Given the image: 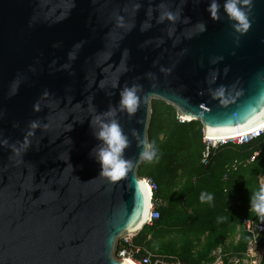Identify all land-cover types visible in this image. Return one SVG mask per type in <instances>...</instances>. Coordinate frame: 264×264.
<instances>
[{
	"label": "water",
	"instance_id": "95a60500",
	"mask_svg": "<svg viewBox=\"0 0 264 264\" xmlns=\"http://www.w3.org/2000/svg\"><path fill=\"white\" fill-rule=\"evenodd\" d=\"M218 3L213 19L210 0H0V264H130L114 253L150 218L153 100L206 137L264 124V0L243 33ZM133 85L137 112L116 116L133 167L110 182L89 121Z\"/></svg>",
	"mask_w": 264,
	"mask_h": 264
},
{
	"label": "trees",
	"instance_id": "16d2710c",
	"mask_svg": "<svg viewBox=\"0 0 264 264\" xmlns=\"http://www.w3.org/2000/svg\"><path fill=\"white\" fill-rule=\"evenodd\" d=\"M176 122V113L174 109L165 104L163 101H152V116L149 124L150 133L153 131H163L168 136V141L174 142V135L185 137L184 140L177 139L178 143H184L187 147V167H189L188 179L193 176H198L207 170L217 151L210 159L207 166L201 164V151L202 144V130L199 122H185L180 123L178 126ZM175 143V142H174ZM260 150L254 161H250L252 153ZM225 157L230 161L224 169L225 180L219 182V187L216 188L215 198L217 197L218 206L215 209H210L208 203H201L200 199L199 208H195V215H187V237L191 233L197 239L205 235V243L197 252H193V244L187 245V249L183 246L179 247L182 254L177 257L182 262L187 264H208L213 261L209 254L219 245L221 237L226 234V231L232 225V228L237 223L241 224L243 218L251 220H259L254 213L249 211L250 195L258 190L257 177L264 171V138L255 140L250 145H235L233 150L225 154ZM247 162V163H246ZM152 173V172H151ZM138 174L146 179H152L156 184L157 182L150 176L143 173V169L138 170ZM153 174V173H152ZM218 190V192H217ZM161 196V189L157 184V189L153 193V203L160 212V218L154 221L151 225H146L144 229L133 238V243L153 255L174 257L177 252V247L172 246L162 249L156 245V241L161 237L165 238L169 235L167 229L168 216L166 212H161L158 204L156 203L157 197ZM187 205H190L189 198ZM218 218H223L218 220ZM242 231V230H241ZM150 235V238L148 236ZM250 237L242 231L240 240L232 248V255L230 258H241V253L250 245ZM223 264H240L229 262V258L225 257Z\"/></svg>",
	"mask_w": 264,
	"mask_h": 264
},
{
	"label": "crops",
	"instance_id": "0c3cea01",
	"mask_svg": "<svg viewBox=\"0 0 264 264\" xmlns=\"http://www.w3.org/2000/svg\"><path fill=\"white\" fill-rule=\"evenodd\" d=\"M176 124L182 127V124L178 122ZM150 131L148 130V140L149 143L155 145L157 159H154L151 163L142 161L139 169L142 168L143 173L152 177L159 185L161 196L157 197L156 203L160 211L166 212L168 216L166 227L169 233L177 234L181 226L187 227V215L193 216L195 210H197L195 208L200 209L198 200L202 192L213 195V202L209 204L211 210L218 206V196L215 198L214 195L216 188L219 187V182L225 180L224 169L230 162L225 154L233 150L235 146L224 147L214 157L207 170L189 180L190 169L187 167V147L184 143L177 142V139L184 140L185 137L174 135V143L168 141V136L163 131L157 132L155 130L151 133ZM258 151L260 152V150ZM188 198L190 205H187ZM181 220H184V222H181ZM241 230L240 223H237L234 228H232V225L229 227L226 234L221 237L219 245L209 254L213 261L208 264H220L225 257L231 259L232 248L240 240ZM148 238H150V235ZM177 238L176 236L175 239ZM204 238L205 235L197 239L191 233L188 234L187 241L193 244V247H191L193 252L201 249L205 243ZM228 248H230L229 252H227Z\"/></svg>",
	"mask_w": 264,
	"mask_h": 264
},
{
	"label": "clouds",
	"instance_id": "9594fccd",
	"mask_svg": "<svg viewBox=\"0 0 264 264\" xmlns=\"http://www.w3.org/2000/svg\"><path fill=\"white\" fill-rule=\"evenodd\" d=\"M251 3L252 0H224L223 11L226 17L234 22L232 27L238 32L243 33L250 26L249 17L244 6H250ZM219 9L218 0H210L206 11L210 13L213 19H219ZM200 28L203 31L205 26L201 24ZM137 91L138 86L135 85L124 88L120 92V100L116 107H110L106 112L97 114L89 121L93 135L99 141L98 146L91 151L90 155H93L100 165V175L110 182L119 181L133 167V161L124 157V151L129 146V138L123 133L116 116L117 110L128 114L130 117L137 112L141 100ZM32 126L36 127L35 123ZM133 135H137L135 131ZM138 144L141 149L139 153L140 160L151 163L154 159H157V150L154 143L139 139ZM199 199L201 203L211 204L214 197L211 193L202 192ZM249 204V211L254 213L261 223H264V181L260 183L258 190L250 195ZM222 219L218 218V220Z\"/></svg>",
	"mask_w": 264,
	"mask_h": 264
},
{
	"label": "built area",
	"instance_id": "2783aa9c",
	"mask_svg": "<svg viewBox=\"0 0 264 264\" xmlns=\"http://www.w3.org/2000/svg\"><path fill=\"white\" fill-rule=\"evenodd\" d=\"M176 119L180 123L186 122L177 115ZM260 138H264V124L233 136L215 138L203 135L201 164L204 166L209 165L211 157L224 147L250 145ZM258 154V150L254 151L250 157V161H254ZM257 180L258 185L264 181V171L258 175ZM147 183L152 197L150 218L147 225H151L160 218V212L153 203V193L157 189V184L152 179H147ZM240 226L242 231L249 235L251 242L245 251L241 253V258H235V262H233L240 264H259V252L264 255V223H261L260 220L254 221L249 218H243ZM130 237L131 236H127L118 240L114 253L116 258L133 261L137 264H186L176 258L170 259L153 255L149 251L135 245Z\"/></svg>",
	"mask_w": 264,
	"mask_h": 264
},
{
	"label": "rangeland",
	"instance_id": "374dc122",
	"mask_svg": "<svg viewBox=\"0 0 264 264\" xmlns=\"http://www.w3.org/2000/svg\"><path fill=\"white\" fill-rule=\"evenodd\" d=\"M153 101L155 102L158 100H153ZM181 222H184V220H181ZM168 234L169 235H167V237H165V238L160 237L156 241V245L162 249H166L167 247H170V246H172V248H175L177 246H183V248H187V245L191 244V243H188V241H187V227L181 226L180 231L177 234H170V233H168ZM176 236L178 237L177 239H175ZM130 238H131V240H133V237H130ZM179 250H180L179 247H177V252L174 253L175 254L174 257H176V259H178L177 257H179L182 254V252H180ZM229 251H230V248L227 249V252H229ZM258 256H259V264H264V255H262V253L259 252ZM231 261H234V258L229 259V262H231ZM184 263L187 264V262H185V261H184ZM220 264H223V260H222V263H220Z\"/></svg>",
	"mask_w": 264,
	"mask_h": 264
},
{
	"label": "bare ground",
	"instance_id": "6f19581e",
	"mask_svg": "<svg viewBox=\"0 0 264 264\" xmlns=\"http://www.w3.org/2000/svg\"><path fill=\"white\" fill-rule=\"evenodd\" d=\"M128 263H130V264H137V263H135V262H133V261H127Z\"/></svg>",
	"mask_w": 264,
	"mask_h": 264
},
{
	"label": "snow or ice",
	"instance_id": "6c2138e0",
	"mask_svg": "<svg viewBox=\"0 0 264 264\" xmlns=\"http://www.w3.org/2000/svg\"><path fill=\"white\" fill-rule=\"evenodd\" d=\"M182 119H189V117H182Z\"/></svg>",
	"mask_w": 264,
	"mask_h": 264
}]
</instances>
